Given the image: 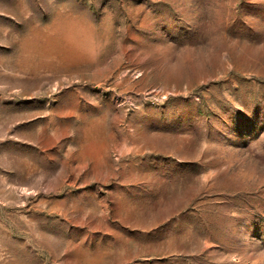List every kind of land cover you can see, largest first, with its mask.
I'll return each mask as SVG.
<instances>
[{"label":"rangeland","instance_id":"rangeland-1","mask_svg":"<svg viewBox=\"0 0 264 264\" xmlns=\"http://www.w3.org/2000/svg\"><path fill=\"white\" fill-rule=\"evenodd\" d=\"M0 264H264V0H0Z\"/></svg>","mask_w":264,"mask_h":264}]
</instances>
